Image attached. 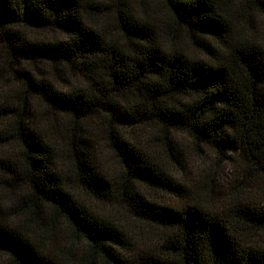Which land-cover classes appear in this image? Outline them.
Instances as JSON below:
<instances>
[{
    "label": "trees",
    "instance_id": "trees-1",
    "mask_svg": "<svg viewBox=\"0 0 264 264\" xmlns=\"http://www.w3.org/2000/svg\"><path fill=\"white\" fill-rule=\"evenodd\" d=\"M0 55V264H264V0H0ZM179 135L231 167L207 200Z\"/></svg>",
    "mask_w": 264,
    "mask_h": 264
},
{
    "label": "rangeland",
    "instance_id": "rangeland-1",
    "mask_svg": "<svg viewBox=\"0 0 264 264\" xmlns=\"http://www.w3.org/2000/svg\"><path fill=\"white\" fill-rule=\"evenodd\" d=\"M260 25V24H259ZM258 25V27H260ZM2 63L4 64L3 56L0 55V95H14L18 94V90H20V84L13 82V79L7 74V71L4 69ZM60 87H64V82L59 83ZM153 135H157V133H152ZM180 139H178V145L177 152H179V158L183 160L186 166V175L185 179L187 182L196 188H194V191L198 194V196L203 197L204 200H207L209 198L210 192H208L207 187L211 185V182H213V179L217 181V185H223L226 186V177H228L225 174L233 175L231 167L224 166V164L220 163L218 159L216 158L215 154L211 151L209 152H200L199 150H196L193 146V144L190 142V140L187 137H184L182 135H179ZM157 141V140H156ZM154 141V142H156ZM98 144V158H100V162L104 165L105 168H109V170H113L115 174H119L120 168L119 166L114 162L113 156L109 153L106 143L104 141L103 133L98 134L97 139ZM152 147L155 148L154 155L161 159L163 163L166 164L170 169L173 170L174 174L177 176L175 177L178 179L181 183L182 180L185 182L184 179H182V171L174 168H171V161L166 156V153L162 152V146H160L157 142L152 144ZM230 169V170H229ZM217 175V177H216ZM228 178H233L234 176H229ZM237 179L232 182V185H237L240 183L242 176L238 175ZM243 182V179H242ZM215 185V186H217ZM217 186V187H218ZM254 192V191H253ZM251 192V193H253ZM160 193L156 192L154 194L155 197H159ZM105 212L112 214L113 217L120 219L122 221H126L128 223V226L130 227V231L133 235V237H140L141 241H155V239L159 236V231L155 230L151 227H148L146 225H142L139 223H134L133 220L128 218L125 213H122V211L118 209H113L112 211L104 210ZM60 245L62 247H69L71 248V240L70 236L68 235V231L64 227H62V230L60 231ZM77 247L80 249V252L76 257L82 259V263L80 264H91L89 263L88 259V253L86 251V247H84V244L77 241L75 243ZM64 249V248H63ZM5 259V260H4ZM7 263L6 258H2L0 256V263L2 262Z\"/></svg>",
    "mask_w": 264,
    "mask_h": 264
}]
</instances>
